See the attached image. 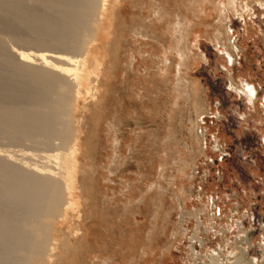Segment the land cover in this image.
<instances>
[{"label": "rangeland", "instance_id": "374dc122", "mask_svg": "<svg viewBox=\"0 0 264 264\" xmlns=\"http://www.w3.org/2000/svg\"><path fill=\"white\" fill-rule=\"evenodd\" d=\"M176 1L175 11L170 9L164 23L168 25L169 19L179 16L191 19L194 26L191 44L197 54L192 65L182 66V75L204 89L201 95L208 110L199 117L200 141L192 139L190 120L198 117L194 103L184 93L180 106L171 113L178 93L158 89L162 92L159 115L153 110L148 114V108L154 106L150 101L149 106L137 105L130 97L133 76L129 65L134 56L142 72L152 66L138 59L152 49L144 40L142 45L134 41L137 36L133 30L157 31L149 23L154 18L149 6L152 2L156 8L163 1L119 0L116 6L108 2L98 40L88 51L89 59L95 57L101 64L92 85L97 92L80 98L76 111L81 150L74 177L76 208L56 225L58 250L53 264H104L105 256L112 259L109 264H194L195 258L202 264L223 243L226 256L233 252L236 239L246 231L251 241L246 245L249 256L256 264H264V0H235L237 7L230 4L233 0H198L190 9L187 6L194 0ZM224 3L228 14L224 23L230 37L225 44L229 49L235 47L234 57L215 40V26L220 25L217 16ZM0 35L5 49L35 52L7 31L0 30ZM158 45L161 51L157 49L154 56L155 67L162 66L157 57L163 51L172 54L175 61L169 83L175 85L180 58L175 49H169V43H164L167 49ZM19 105L29 103L21 100ZM38 137L34 143L25 137L12 143L0 135V149L16 153V162L22 167L40 169L47 163L41 154L55 153L59 140L52 137L51 147L41 146L45 136ZM22 206L16 204V213H12L17 226L22 224L16 227L19 239L31 235L27 219L33 220L31 210ZM97 241L108 250L100 253L96 249L85 261L86 251ZM124 244L130 247L125 259L118 262L113 252ZM2 246L0 255L12 252L14 256L16 252L14 264L25 263L23 249L12 251L11 245ZM11 254L5 257L13 262Z\"/></svg>", "mask_w": 264, "mask_h": 264}, {"label": "bare ground", "instance_id": "6f19581e", "mask_svg": "<svg viewBox=\"0 0 264 264\" xmlns=\"http://www.w3.org/2000/svg\"><path fill=\"white\" fill-rule=\"evenodd\" d=\"M24 1L0 0V30L7 31L9 35L12 34V37L19 44L31 46L35 50L33 53L12 52L10 49H5L7 48L6 42L3 40L4 43L0 38V135L5 136L12 143H16V138L19 140L20 137H25L26 141L29 139V142H33L39 135H44L45 139L39 142L42 144L41 146L51 147L52 145L50 146L48 143L52 137L59 140V146L52 154H47L43 150L38 151V155L44 152L41 155L47 163L43 162L42 168L33 170L26 169L17 163L16 153H13L12 150L0 149V245H11L12 251H16L18 248L23 249L25 252L24 264H53L54 253L58 250L55 237L57 236L55 235L56 225L65 218L70 210L76 208L74 177L81 153L79 122L76 118L78 102L84 95L91 97L97 92V89L92 88V85L96 81L101 64L95 57L89 59L88 51L90 46L95 45L98 40L96 35L99 34L100 26L105 19L108 2H111L112 6H116L119 5V0ZM162 1L163 3L159 2L156 8L152 2H150V6L148 5L154 13V18L150 19L149 23L155 26L157 31L144 30L140 27H135L133 30L137 36L135 39L133 36L134 41L139 40L142 45L144 40L145 46L152 49L144 51L147 53L146 57L142 54V57L138 59L144 64L150 62L152 66L142 72L140 68H137L138 62H135L136 55L134 56L129 65V73L133 76V82L130 85V97L134 99L137 105L149 106L150 101L154 106L153 109L148 108V114L153 110L154 114L157 115L159 94L162 93L157 92L158 89L161 91L166 89L169 94L171 91L178 93V97L173 100L171 105V113H175L180 106V97L188 96L189 100L194 103L196 117H198L195 120H190L192 126L190 132L192 139L198 142L200 141L199 117L206 113L208 104L201 95L204 94V89L196 82L185 79L182 75V66L192 65L191 62L194 60L192 57L197 54L192 48L193 44H191L194 26L190 21L191 19H183L179 16L176 18L175 15L173 20L168 18L169 24L165 25V19L170 16V9L174 10L177 1ZM197 1L189 2L188 9L195 7ZM230 4L235 7L239 6L235 0L231 1ZM140 10L143 14L144 8L141 7ZM219 12L217 17L220 25L215 26V40L224 45L234 57L235 47L229 49V44H225V40L230 39L226 29L228 25L224 23L228 18L225 3ZM155 19L159 21V24L156 23ZM22 32H25L26 35H22ZM131 40H128L129 43ZM163 42L169 43V49H175L174 52L180 58L177 67L178 81L175 85L169 83L175 61L172 54L173 57L169 56L168 52L163 51L162 56L157 57L162 66L158 65L157 69L155 67L154 56L157 49L161 51L158 44L163 45V49H167ZM138 89L143 91L140 92ZM248 90L251 92L250 89ZM182 93L185 96H182ZM251 99L253 98L251 97ZM21 100L28 102L29 105H19ZM23 104L25 103L23 102ZM149 116L152 117V115ZM118 146L120 148L121 143H118ZM38 157L42 158L41 156ZM181 168L184 167L181 166ZM16 204L19 207L24 205L22 208L26 206L29 209H25L32 212L30 215H32L33 220L29 219L28 222L27 219L29 226L26 223L31 232L27 238L18 235L22 238L19 239L16 236V227L22 226V224L17 226L18 223L14 218L16 215L12 216L16 210ZM23 225V230L26 231L25 228L27 227L25 224ZM130 233L128 232L133 239L137 238L135 232L131 231ZM20 234L22 235V233ZM250 242L249 234L246 231L236 239L233 252L226 256V247L223 243L220 248L210 254L208 262L202 264H256V260L249 256V247L246 246ZM107 247L97 241L95 249L91 245L86 251L85 258L87 260L85 259V261L91 258L90 253L94 250L97 249V252L101 253V250H108ZM129 247V245L124 244L116 252H113L118 255V262L125 259ZM133 248L131 247L130 250L133 251ZM135 248L137 247L135 246ZM10 249L6 250L10 251ZM143 252L146 254L145 250ZM7 253L4 254L10 256L12 252ZM4 254H1L3 257H0V264H14L13 258L16 256V252L15 254L13 252L14 256L11 254L13 262ZM105 257H102L104 264H109L108 260L112 259ZM197 261L198 258H195L194 264H199Z\"/></svg>", "mask_w": 264, "mask_h": 264}]
</instances>
